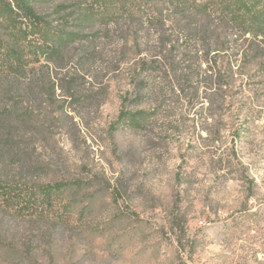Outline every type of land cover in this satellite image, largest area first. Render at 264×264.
Returning <instances> with one entry per match:
<instances>
[{"label":"rangeland","instance_id":"374dc122","mask_svg":"<svg viewBox=\"0 0 264 264\" xmlns=\"http://www.w3.org/2000/svg\"><path fill=\"white\" fill-rule=\"evenodd\" d=\"M47 1L48 9L64 7L74 19L95 9L90 0ZM125 7L131 31L139 23L146 28L139 37L152 41L159 33L173 41V6L128 0ZM81 23L92 42L73 52L64 71L33 66L58 79L77 74L76 102L66 106L56 91L51 101L40 95L33 105L19 93L1 103L35 110L23 129L15 122L2 177L36 189L14 187L0 196V264H264V66L244 65L225 100L218 94L210 105L202 90L190 104L173 95V75L165 79L163 66L154 64L138 78L144 91L134 106L139 57L132 34L124 44L127 25ZM234 50L217 53L215 71L228 61L234 71L243 65ZM125 110L154 116L140 130L111 134ZM24 156L40 172L22 182ZM62 184L69 187L38 190Z\"/></svg>","mask_w":264,"mask_h":264},{"label":"trees","instance_id":"16d2710c","mask_svg":"<svg viewBox=\"0 0 264 264\" xmlns=\"http://www.w3.org/2000/svg\"><path fill=\"white\" fill-rule=\"evenodd\" d=\"M127 1L121 4L120 0H90L94 11H79L81 17L74 19L73 13H67L64 7L48 9L47 0H0L1 197L11 194L14 187L36 189L27 183L14 182L15 177H2L10 166V161L4 158L6 153L11 154L13 151L15 122L23 129L35 116V110L28 107L17 112L11 105L1 103L12 99L13 93H19L21 99L33 105L40 95L51 101L56 91L62 94L66 106L76 102L73 94L77 74L70 78L64 75L58 79L52 72L36 74L33 66L64 71L75 59L73 52L85 42H92L80 31L82 21L92 20L105 25L124 21L127 25L122 34L124 38L132 34L129 37L132 40L130 46L134 49V58L139 57L133 65L134 106L142 104L144 91L138 78L148 72L146 67L151 68L154 64L163 66L165 79L173 75V95L183 96L190 104L202 90L204 96L201 99L207 100L210 105V98H217L218 94L219 99L225 100L226 91L236 81L235 72L242 75L244 65L264 66V0H217L211 5H197L191 0H163L173 6V41L170 36L159 33L152 41L139 37L140 31L146 30L143 23L133 25L137 29L131 31L132 17L125 7ZM124 44H127L126 38ZM232 45H235L232 55L234 61L239 60L243 65L237 66L234 71V65L228 61L223 72L215 71V56L219 52L226 53ZM143 46L151 51H145ZM148 57L149 62L146 60ZM202 66L204 70H201ZM47 82H50L48 90L45 87ZM189 84L191 87L187 86ZM207 93L211 94L209 98H206ZM124 100L126 102L127 98ZM152 116L154 113L141 110L120 111L116 120L110 124L109 132L113 134L122 128L140 130ZM64 117L73 124L74 117L70 113ZM24 157V163L21 161L22 164L18 165V179L22 182L25 181V175L40 172V166L28 161L27 156ZM68 187L62 184L38 190H66Z\"/></svg>","mask_w":264,"mask_h":264}]
</instances>
